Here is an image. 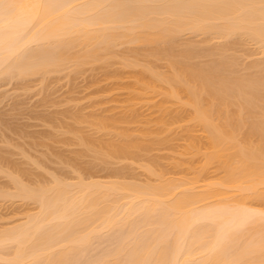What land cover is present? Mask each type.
Segmentation results:
<instances>
[{
    "label": "bare ground",
    "instance_id": "obj_1",
    "mask_svg": "<svg viewBox=\"0 0 264 264\" xmlns=\"http://www.w3.org/2000/svg\"><path fill=\"white\" fill-rule=\"evenodd\" d=\"M43 2L45 0H7L10 7L0 11V41H2L0 57L7 58L21 49H29L33 53L38 51L40 43L53 28L57 27L75 26L97 37L107 35L108 40L102 44L97 41L89 43L82 40L54 51L53 55H58L62 62L53 64L46 76L49 78L51 75L48 76V74L57 71L58 74L63 72L67 74L66 70L70 73L72 70L74 74L84 69L82 65L95 64L96 61L99 63L101 60V62L104 61L103 63L106 62L101 66L106 65L107 73V69H110L106 67H111L113 63L117 64L119 59L118 65H115L120 64L122 68H130L126 69L130 72L114 67L117 70L111 68V72L104 74L105 79L113 78L112 80L116 83L118 81L114 79V76L123 80L130 79L124 83L122 79L119 80L118 85L115 83L111 86L112 90L109 89L110 87L106 88L108 90L104 88L102 90L109 91L110 93H107L109 95L115 89L125 88L123 92L127 96L124 97L125 99L122 97V102L119 100L121 97L116 93L114 94L119 97L117 99L113 97L114 95L108 96L107 99L122 104L119 106L117 103L115 107L113 103L111 104L113 106H109V103L103 104L108 106H105L107 107L105 111L104 108L100 111L108 113L106 115H100V112L92 113V115L90 113L87 115V112L86 114L81 112L82 115L75 112L81 118H71L75 121L74 126L72 120L71 123L67 121L66 124L67 126L71 124V128L62 126L65 123L60 122V128L65 127L61 135L66 136L65 131L68 137L69 132L74 133L70 135V138H62V141L73 142L79 146L82 144L81 147H85V149L82 148L85 153L86 149L91 151L94 149L93 153L90 152L92 156H89L95 159H89L90 162L85 161L83 159L85 155L81 156L84 152L80 150L81 148L73 151L76 157H71L73 155L65 157L69 161L62 164L65 167H58V169L66 183L57 190L55 199L51 202L52 207L45 208L40 201L21 195L19 189L33 181L39 182L48 173H56L58 170L54 171L55 168L50 170L47 164V167L42 166L45 164L40 159L38 162L29 156L31 161L36 162L35 164L30 161L32 165L49 169L47 173L45 169L43 170V174L46 175L43 176L42 169L36 173L35 170L38 168L32 171L34 166L29 168L31 165L28 163L29 166L27 164L22 166V162H18L17 159L14 161L5 155V152H0L2 153L0 174L2 172V175L8 178L0 182V203L9 200L29 204L26 209L22 205L24 212L19 218L12 216L13 219L10 220L11 216L5 215L9 218L4 216V219L2 215L4 213L1 212L0 217H3V220L0 219L2 220L0 229H24L27 232L24 238L27 255L33 252L50 251L58 246H65L68 251H71L73 243L84 233L89 234L90 238L86 246L91 253H102L118 238L121 241L136 244L146 239L149 242L148 247L154 248L163 236L171 233L173 244L168 249L166 258L172 264H203V261L207 259L225 264L226 261L234 258H247L245 253L248 250L255 252L253 258L259 261L260 238L264 235V163L258 154L261 126L258 115L255 122H249V106L246 101L229 105L220 98L230 90L232 85L243 83L250 74H253V70H255L256 78L259 77L261 51L258 44L249 46V32L245 31V29L254 31L259 29V13L251 10L241 11L237 7L217 10L210 12L209 23L201 26L193 22H182L179 19L173 21L163 13H159L149 21L144 18L148 13L144 12H104L89 9L77 15L71 10L45 12L31 7ZM69 2L77 3L79 0H69ZM86 11L90 12V15L85 16ZM124 45L139 46L141 56L136 51H133L135 53L130 56H120L121 53L132 54L131 50H135L132 46L124 47L130 52L118 51L120 53L117 54V49ZM239 53L247 58L252 54L259 55H256L258 58L251 62H247V58H244L245 63ZM114 58L117 60H113ZM111 59L113 61H110ZM159 60L164 61V64H158ZM112 69H114L113 72ZM105 75L114 76L107 78ZM33 76L25 78H35ZM46 76L41 77L42 82L39 79L40 83H43V78ZM72 76L70 75V78ZM3 80L5 78L0 76V81ZM30 80L29 82H33ZM155 97H158V100L156 99L158 102L154 101ZM145 98L157 103L144 107L146 106L143 101L146 100ZM107 99L106 102H108ZM139 99V106L144 102V105L140 107L148 109L151 106L152 109L149 111L152 113L146 112L144 116V110L142 116L138 118L141 115V111H138L141 108L136 103ZM125 101L126 104L123 105ZM153 101L151 102L154 103ZM259 104L260 97L257 90L255 101L257 113ZM135 105L138 107L136 108ZM110 109H117L118 112L112 110L113 113L109 114ZM73 114L71 117L76 116ZM136 122L137 125H134V128L128 125ZM81 123L88 125H84V129L90 130L88 127H92V132L102 130V134L108 133L106 135L110 138L108 136V139H102L99 135L101 138L98 139L99 136L84 130ZM176 123L182 126L178 129L187 133H183L184 139L180 137L182 134L177 136L174 134L175 138L180 137V140H186L183 144L179 142L182 144L179 145L181 149L177 146L180 150L175 148L178 144L176 142H173L176 143L172 145L173 147L171 146L169 141L172 142V136H170L171 140L167 141L166 137L170 139L169 134L163 135L173 129L172 126ZM174 129L172 132L169 131L170 135L175 131ZM89 132L95 136L96 140L92 139L91 134H87ZM159 132L161 136L163 135V139L159 138L160 135L157 137ZM72 136H75L78 143L75 139L71 140ZM151 136L160 139L159 144L166 140L168 142H166V148H172V152L177 149V156L169 149L172 157L170 154H165L164 157L162 155L163 158L158 155H149L150 159L147 156V160L141 159L140 157H143L146 149H149L151 145L157 149L156 145L161 148V145L165 143L152 144L158 140L154 139L155 137L154 140L151 139ZM254 147L257 149L256 155L252 153ZM150 149L149 151L152 150ZM140 150H144L143 155L142 153L140 155V152H143ZM77 151L82 161H85L81 162L82 166L78 162L81 159L79 160L78 153H75ZM24 156L28 157V155ZM137 156L139 160L136 159ZM166 156L167 158L170 156L171 161L170 157L166 160ZM97 157L101 163L104 160L105 162L112 160L113 157L116 160L118 157L135 158L136 160H129H132V163L134 160L137 161L138 166L144 169L142 171L145 175L144 180H138L139 176L137 177L135 171L132 173L131 168L132 174L128 170L125 172V168L122 167L123 169L120 170L115 168L116 166L112 171H107V179L106 175L102 179L103 176H99L100 179L94 178L93 171L98 165H96ZM156 157L160 158L159 161H164V164L159 163ZM72 158L76 160L73 161ZM115 158H113L114 161ZM42 160L45 163V157ZM91 160L95 161L90 164L91 166L95 163V166H91L93 169L88 166ZM3 161H7L5 164L7 166L1 164ZM168 161L170 163L165 164ZM109 162H107L108 166L112 164ZM74 163L75 165L80 163L82 168L78 165V168L74 169ZM85 163L88 165L85 166ZM26 165L27 168L24 167ZM67 165H71L72 168L71 166L70 168L74 169L72 172L74 176L71 175L69 171L71 169L68 170ZM5 172L8 175L3 174ZM74 172L79 173L80 179L76 178ZM53 209H57L61 214L56 215ZM41 225L49 226L41 229ZM221 233L226 234V239L220 245L213 247L216 236ZM49 234H54L51 239L46 238ZM138 236L139 240L136 239ZM182 240H186L187 243H180ZM193 240L196 241L195 245ZM201 241L204 242L203 247L200 246ZM140 250L147 251L144 248ZM63 254L65 253H60V255ZM154 254L157 257L160 256L158 251ZM15 256V248L11 253L0 251V259L8 260Z\"/></svg>",
    "mask_w": 264,
    "mask_h": 264
},
{
    "label": "snow or ice",
    "instance_id": "obj_2",
    "mask_svg": "<svg viewBox=\"0 0 264 264\" xmlns=\"http://www.w3.org/2000/svg\"><path fill=\"white\" fill-rule=\"evenodd\" d=\"M10 7L7 0H0V11ZM31 7L48 12L57 10H71L73 14L79 15L81 11H119V12H144L148 13L144 18L153 20L159 13L169 16L173 21L179 19L182 22H193L201 26L209 23L208 14L217 10L226 8H240L241 11L251 10L258 12L260 21L259 29H245L249 32V46H256L261 51L259 60V77L256 78L254 71L243 83L232 85L230 90L220 98L229 105L247 102L248 120L250 123L255 122L257 115L261 126V140L258 146L259 157L264 163V0H79L77 3L69 0H45L43 3L31 5ZM90 15L86 11L85 16ZM239 15V13H238ZM231 19V18H229ZM104 43L108 36L97 37L75 26H62L53 28L40 43L39 50L32 52L29 49L17 50L14 55L7 58L0 57V76L7 79H23L27 76L35 75L37 79L44 77L51 70L53 64L62 62L58 55H53L57 49L79 41ZM0 51H2V41H0ZM8 89L0 91V96H4ZM257 90L259 92L260 104L259 112L255 109ZM74 118L80 119L77 114ZM253 155H256L257 149H252ZM8 175L7 172L4 173ZM77 179H80L79 173H75ZM64 176L59 173H48L46 177L39 182L33 181L30 184L23 185L19 192L41 202L45 208L52 207V201L55 199L56 192L65 184ZM56 215L61 213L57 209ZM49 225H41V229H46ZM27 232L24 229L4 228L0 229V251L9 253L15 248L16 256L8 260L0 259V264H172L166 256L168 249L172 246V234L168 233L163 236L154 248L148 247V241L145 239L140 244L131 243L130 241H121L119 238L112 242L105 251L91 253L87 249L89 234L84 233L79 236L72 245V250L68 251L65 246H58L50 251L33 252L27 255L24 245V238ZM49 234L46 238L51 239ZM137 240L140 239L138 236ZM226 239V234H218L215 238L213 247L220 245ZM186 244V240L180 241ZM193 244L196 241L193 240ZM19 246V247H17ZM200 246H204L201 241ZM147 249L142 252L140 249ZM158 251L160 256L157 257L154 252ZM60 253H65L60 255ZM247 258H234L226 261L225 264H264V235L260 238L259 261L253 257L255 252L248 250L245 253ZM203 264H220L219 261L207 259Z\"/></svg>",
    "mask_w": 264,
    "mask_h": 264
},
{
    "label": "rangeland",
    "instance_id": "obj_3",
    "mask_svg": "<svg viewBox=\"0 0 264 264\" xmlns=\"http://www.w3.org/2000/svg\"><path fill=\"white\" fill-rule=\"evenodd\" d=\"M202 45H203V43H202ZM131 46H132V49H134L135 48V50H131V53L132 54H125V53H121V54H119L118 53V51H122V52H124V51H126L127 49H125L124 47H129V48H131ZM117 47H119V46H117ZM117 47H115L116 49H117ZM121 48H118L117 49V54H119L120 56H123V55H126V56H130V55H133L134 53H133V51H136V52H138L139 53V55L141 56V51L139 50V46H134V45H124V46H120ZM143 47V46H142ZM144 48V47H143ZM142 48V49H143ZM116 49H115V51H116ZM120 49V50H119ZM125 49V50H124ZM128 52H130V50H127ZM143 52V51H142ZM141 53V54H140ZM119 55H117V57L119 56ZM138 55V57H140ZM239 55H241L240 53H239ZM256 55H259V54H255L254 56H253V54H252V56L250 57H243L242 55L240 56V58L241 57H243V58H241L243 61H244V58H247L246 60H247V62L248 61H250L251 62V60H253V59H255V58H258V57H256ZM119 56V57H120ZM260 57V56H259ZM116 58H114L113 60H115ZM112 59L110 60V61H113ZM117 60V59H116ZM246 60L244 61L245 63H246ZM102 61V60H101ZM94 62L95 64H93V63H88V64H84L85 66H88V67H85L84 65H82L83 67H84V69L82 68L81 70H80V72L79 71H74L73 70V72H75L74 74H77V75H74L73 73H72V70H71V73H70V71H67L66 70V72H67V74L66 73H60V74H58L59 72L57 71L56 73H50V74H48V76H50L49 78H47V76H46V78H43V83H40V80L39 79H41V78H39V79H37L36 78V76H33V77H35V78H30V77H28V78H23V79H15V80H8L7 79V82H5V80H3L2 82L0 81V91H3V90H5V89H8L9 88V86L10 85H15L14 87H11V89H10V91H8V92H6L5 93V95L4 96H0V149L2 150H0V152H5L4 154L5 155H8V157H10V159L12 158L14 161L17 159V161L19 162H22L21 163V165L23 164V165H25V164H29V165H31V166H29L28 164V166H29V168L31 167L32 168V166H34V168L32 169V171L35 169V168H38L37 170H35L36 171V173H38L39 171H41V169H42V167L40 168V166L38 167V165H35L36 164V162H33V161H31L30 160V158H29V156L30 157H32V159L34 158V159H36V161L38 160V162H40L39 161V159L42 161V163L43 164H45V165H42V166H46V164H47V166H48V168H50V170H53V169H51V168H55L54 169V171L55 170H60V169H58V167L60 168V167H63L62 166V164H64V163H66V161L68 160L69 161V159H66V158H68V156H71V155H73V156H71V157H73L74 158V152L73 151H75V149H80V150H82V148H84L85 149V147H81V145L79 146V144H73V142H71V143H66L65 141H62L63 139L62 138H67L68 136H67V131H65V133H66V136H64V135H61L62 134V132H64L63 131V129L66 127H68V126H70V128H71V124L70 125H66L68 122L67 121H70V123H71V118H74V117H71V115L74 113L75 114V112H78V114L79 113H81V112H83V113H85L86 114V112H87V115H88V113H90V115H92V113H95V114H98L99 112V114L100 115H106V114H108V113H104V111H105V109L107 108V107H105V106H110L112 103L114 104V107H115V105H117V103H118V105L119 106H121V104L119 103V102H116L115 101V99H114V101L115 102H113L111 99V101L112 102H110V100L109 99H107V98H109L110 97V95H111V97L113 96V97H115L116 99L117 98H119V97H121V99L119 98V100L122 102V97L124 98H126V96L127 95H125L126 93L125 92H123V91H125L123 88L121 89H115L114 87H113V89H115V90H113V92L111 93V94H107V93H110L109 91H104L103 92V90L105 89V90H108V89H106V88H109V89H111L112 87L111 86H114L115 85V83H116V81L115 80H112L113 78H111V79H105V77H104V74L106 73V70H105V66H101V65H103V64H105V63H103V62ZM243 61H241V62H243ZM116 62V61H115ZM118 62H119V59L117 60V64L116 65H118ZM160 62V63H159ZM159 62H157L158 64H160L161 65V63L162 64H164L163 62L164 61H160L159 60ZM102 63V64H101ZM109 63H111L112 64V62H109ZM244 63V64H245ZM97 64V65H96ZM114 63L111 65V67H106V68H109L110 70H111V68H116V67H120V64H119V66H116ZM93 65V66H92ZM100 65V66H99ZM114 65V66H113ZM81 66V67H82ZM108 66V65H107ZM113 66V67H112ZM91 67H93V68H91ZM103 67V68H102ZM114 68V69H115ZM120 68H122V66L120 67ZM119 68V69H120ZM114 69H112V72H113V70ZM118 69V70H119ZM123 69V71H124V69L125 68H122ZM122 69H120V70H122ZM126 69H130V68H126ZM125 69V70H126ZM83 70V71H82ZM105 72H104V71ZM110 70H108L107 69V73H109V72H111ZM115 70H117V69H115ZM64 71V70H63ZM126 71H128V70H126ZM69 72V73H68ZM128 72H130V71H128ZM106 73V74H107ZM54 74V75H53ZM62 74V75H61ZM67 75V78H65L66 77V75ZM68 74H70L71 76H72V74H73V76H72V78H70V75L68 76ZM110 74H112V73H110ZM107 78L108 77H110V76H112V75H105ZM114 76V75H113ZM112 76V77H113ZM69 78V79H68ZM125 78V77H124ZM29 79H31L30 81H33V82H29ZM46 79V80H45ZM114 79H116L118 82H119V80H123V78H121V79H118V77H115L114 76ZM126 79H130V78H126ZM21 80V81H20ZM25 80V81H24ZM28 80V81H27ZM34 80H36V81H34ZM128 80H123V83L125 82V81H128ZM9 81V82H8ZM15 81V82H14ZM29 82V83H28ZM41 82H42V79H41ZM117 82V83H118ZM23 85H22V84ZM27 83V84H26ZM116 83V84H117ZM120 83H122V81H120ZM118 85V84H117ZM120 85V84H119ZM25 86V87H24ZM28 86V87H27ZM117 87H119V86H117ZM104 88V89H103ZM103 89V90H102ZM112 90V89H111ZM114 93H116L117 95H119V97H117V95L116 94H114ZM122 94V96L120 95V94ZM107 94V95H106ZM123 94H124V96H123ZM154 95V94H153ZM157 94H155V96H156ZM109 96V97H108ZM160 96V95H159ZM158 96V97H159ZM158 97H155L154 98V101L157 99L158 100ZM124 98V99H125ZM150 98V97H149ZM149 98H145L146 100H143L144 102H145V104H146V106L144 105V102L141 100V104H142V102H143V105H144V107H147V105H151V104H154L155 105V103H157V102H154L153 100H151L150 99V101H148L149 100ZM103 99H105V101H103ZM106 99L108 100V102H106ZM113 99V98H112ZM124 99H123V101H124ZM144 99V98H143ZM118 100V101H119ZM139 101H140V99L138 100V102H136V103H138L137 105L139 106ZM151 101H153L154 103H152ZM100 102H104V103H100ZM148 102V103H147ZM109 103V104H108ZM150 103V104H149ZM103 104H108V105H103ZM124 104H126V101L125 102H123V105ZM137 105H135V107L137 106ZM143 105H140V106H143ZM111 106H113V105H111ZM137 106V107H138ZM139 106V108H141ZM153 106V105H152ZM114 107H112V108H114ZM136 107V108H137ZM144 107H143V109L141 108V110H138V109H136V110H138L140 113H141V115H139V117L138 118H140V116H142V112L145 110V112H144V116H145V113L146 112H148V113H150L151 111H149L150 109H152V107L150 106V108H148V109H144ZM97 108H99L98 110H97ZM101 108V109H100ZM104 108V109H103ZM117 108V107H116ZM95 109V110H94ZM104 110L103 111V113H101V111L100 110ZM118 110H120L119 108H117ZM117 109H114L115 111L117 110ZM121 109H123V107H121ZM155 109V108H154ZM153 109V110H154ZM93 110V111H92ZM113 110V109H112ZM112 110L110 109V111L109 110H107V111H109V114L110 113H113L114 112V110H113V112H112ZM137 111V112H138ZM96 112H98V113H96ZM116 112H118V111H116ZM70 114V115H68V114ZM152 113V112H151ZM67 114V116H65ZM73 114V115H74ZM84 114V115H85ZM147 114V113H146ZM155 114V113H154ZM153 114V115H154ZM76 115V114H75ZM74 115V116H75ZM81 115H82V113H81ZM86 115V116H87ZM89 115V116H90ZM153 115H151V116H153ZM46 117V118H45ZM52 117V118H51ZM68 117H70V118H68ZM45 118V119H44ZM54 118V119H53ZM50 119H51V121H50ZM69 119V120H68ZM53 120V121H52ZM66 121V122H65ZM73 121V120H72ZM60 122H62V123H65V124H62V126H64L65 125V127L62 129V127L60 128V126L59 125H61V123ZM74 123H73V126L75 125V121H73ZM76 123H78V122H76ZM82 124V128L84 129V127L85 126H88V125H86V124H83V123H81ZM179 124H181V123H179ZM77 125V124H76ZM80 125V124H79ZM85 125V126H84ZM130 127L132 126L133 128H134V125L136 126L137 125V122L136 123H132V125H130V124H128ZM174 125V124H173ZM72 126V127H73ZM128 126V127H129ZM177 128H176V127ZM175 126H172V128L174 129V128H176V129H174L175 131L173 132V133H171V135H170V132H172L173 131V129H170V130H168V132H166V133H164L163 135L164 136H166L167 134H169V138L170 139H168V137H166L167 139V141H169V140H171V137L170 136H172L173 138H175V135L177 136V135H181L180 137L182 138V139H184L185 137H183L184 136V134H187V133H185V132H183V131H181L180 129H181V127L176 123L175 124ZM77 127H78V125H77ZM80 128H81V126H79ZM131 127V128H132ZM178 127L180 128V129H178ZM88 128H90V130L89 129H84V130H88V131H91V128L92 127H88ZM93 129V128H92ZM184 129V128H183ZM167 130V129H166ZM96 132H97V130H95ZM98 131H100V130H98ZM170 131V132H169ZM184 131H186L185 129H184ZM87 132V131H86ZM92 132V131H91ZM91 132H89V133H87V134H91L90 136L92 137V139H94L95 138V136L97 135V136H99V135H101L102 136V139L103 138H106V139H108V136L106 135V134H108V133H105L104 135L102 134V130H101V132H92V133H94V135L91 133ZM104 132V131H103ZM106 132V131H105ZM176 132V133H175ZM61 133V134H60ZM184 133V134H183ZM193 133V132H192ZM74 133H72V134H70V132H69V137L68 138H70V135H73ZM86 134V133H85ZM86 134V135H87ZM162 134V133H161ZM175 134V135H174ZM197 134V133H196ZM198 134H199V132H198ZM111 135V134H110ZM157 134H155V136H156ZM159 135H160V132L158 133V135H157V137H159ZM162 135V136H163ZM174 135V136H173ZM194 135V134H193ZM55 136V137H54ZM56 136H58V138L56 137ZM60 136V137H59ZM88 136V135H87ZM101 136H99L98 137V139L99 138H101ZM107 136V137H106ZM155 136H151L150 138L151 139H153ZM161 136V135H160ZM162 136L161 137H159V138H162ZM187 136V135H186ZM74 137V138H73ZM89 137V136H88ZM157 137H155L154 139H156V140H158L157 142L155 141V142H152V144H159L160 143V139H157ZM180 137H176L175 139H173L172 138V142L171 141H169L170 142V144H171V146L173 145H175L176 143H178V144H176V146H175V148H177V149H179L180 147H179V145H182L185 141L184 140H180L179 138ZM90 138V137H89ZM109 138H110V136H109ZM60 139V140H59ZM73 139H75L76 140V142L78 143V141H77V139L75 138V136H72V138H71V140L73 141ZM153 139V140H154ZM163 139V138H162ZM188 139V138H187ZM65 140H67V139H65ZM70 140V139H69ZM68 140V141H69ZM74 140V141H75ZM94 140H96V138L94 139ZM101 140V139H100ZM105 140V139H104ZM166 140H164V142H161V144L162 143H164V145H161V144H159V145H161V148H158V147H160V146H158V145H156L157 147V149H154V147H153V145H151V147H149V149L151 150V151H149V149L147 148L146 150L147 151H145L146 153V155L144 154V150H140V151H143V152H140V155H141V153H142V155H143V157L141 156L140 158L142 159V158H146V160L148 159L147 157H149V155H154V156H161V158H163L164 157V155L165 154H170L169 153V149L170 148H166L167 147V141ZM180 140V141H179ZM167 142V143H166ZM173 142H176V143H173ZM179 142H181L180 144H179ZM173 143V144H172ZM166 145V146H165ZM169 145V144H168ZM18 146V147H17ZM84 146V145H83ZM155 146V145H154ZM163 146H164V148H163ZM172 146V147H173ZM179 148H178V147ZM170 147V146H169ZM20 150H19V149ZM23 149H24V151L26 152H24L23 151ZM154 149V150H153ZM167 149V150H166ZM172 149V148H171ZM170 149V151H171V153L173 154V153H176V154H174V155H176L177 156V152L178 151H176L177 149H174V152H172L173 150H171ZM181 149V148H180ZM179 149V150H180ZM79 150V152H80V154L82 153L81 151ZM87 151L88 150H90L89 152H87L86 151V153L88 154V155H86V153H85V151L84 150H82V151H84L83 153H82V157H83V155H85L84 157H83V159L85 160V161H88L89 159H91L92 157H90V156H92V155H90V152H94L95 150L94 149H92V151H91V149H86ZM22 151V152H21ZM149 151V152H148ZM7 152V153H6ZM21 152V153H20ZM72 152H73V154H72ZM79 152L77 151V152H75V153H78L77 154V156H79V160L81 159L80 158V154H79ZM3 154V156H5ZM60 154V155H59ZM139 154V153H138ZM137 154V155H138ZM0 155H2V153L0 154ZM24 155H28V157H26V156H24ZM90 155V156H89ZM162 155H163V157H162ZM2 156V157H3ZM147 156V157H146ZM170 156L172 157V155L170 154ZM169 156V157H170ZM5 157H7V156H5ZM8 157H7V159H8ZM44 157H45V163H44V161L42 160V159H44ZM66 157V158H65ZM70 157V158H71ZM76 157V156H75ZM94 157H96V156H94ZM157 158L156 157V159L158 160V162L159 163H161L162 164V162H163V164H164V161H159L160 160V158ZM168 157V158H169ZM171 157H170V161H171ZM29 158V159H28ZM60 158H62V159H64V161L62 162L61 161V159ZM72 158V159H73ZM107 158H110L111 159V157H107ZM113 158H115V157H113ZM113 158H112V160H109L110 162H112V164L110 165L109 164V166H108V164H107V162H109V161H107V162H105V160L104 159H106V158H104L103 160H104V164L107 166H105L103 163H101V161H98V157H97V161H96V167L97 168H95L94 169V178H96V177H98L99 178V176L101 177V176H103V177H101V179L102 178H104L105 177V175H106V179H107V175H108V172H110V171H112V169H114V167L115 168H120V170L121 169H123V168H125V172L128 170V171H130L131 169H132V173H133V171H135L134 173L137 175V177H138V180L139 179H143L144 180V177H145V175H144V172H142L144 169H141L142 167H140V166H138V164L136 163L137 161H135L136 159H138V156H137V158L135 159V158H126V159H121L120 157H118L117 158V160H116V158H115V161L113 160ZM120 158V159H119ZM123 158V157H122ZM125 158V157H124ZM139 158V159H140ZM151 158V156L149 157V159ZM155 158V157H154ZM167 158V156H166V160L168 159ZM26 159H27V161H26ZM66 159V160H65ZM92 159H95V158H92ZM101 159V158H100ZM99 159V160H100ZM119 159V160H118ZM129 159H135L134 160V163H132V160H129ZM138 159V160H139ZM153 159V158H152ZM155 159V160H156ZM164 159V160H165ZM6 160V159H5ZM74 160H76V158L75 159H73V161ZM78 160V159H77ZM145 160V159H144ZM146 160H145V162H146ZM161 160H163V159H161ZM169 160V159H168ZM7 161H9V160H7ZM7 161H3V162H1V164L3 163L4 164V166H7V165H5L6 163H7ZM26 161V162H25ZM33 162V163H35L34 165H32L33 163H31V162ZM72 161V162H73ZM85 161H82V159H81V161H78V162H85ZM114 161V162H113ZM140 161H143V160H140ZM10 163H13V161L11 162V161H9ZM17 162V163H18ZM37 162V163H38ZM89 162H90V160H89ZM92 162H95V161H93V160H91V163H89V165L87 164V163H85V166L86 165H88V166H90V164H92ZM100 162V163H99ZM109 162V163H110ZM139 162V161H138ZM144 162V161H143ZM9 163V164H10ZM16 163V162H15ZM31 163V164H30ZM69 163V162H68ZM80 163H78V165L80 166ZM140 163V162H139ZM142 163V162H141ZM168 164V163H170L169 161L168 162H165V164ZM19 164V163H18ZM70 164V163H69ZM22 165V166H23ZM24 166V167H28V166ZM39 165H41L40 163H39ZM71 165H73L72 163H71ZM71 165H67L69 168H68V170L69 169H71L72 168V166ZM74 165H75V163H74ZM77 165V164H76ZM75 165V167H74V169L77 167L78 168V165L76 166ZM83 165H84V163H83ZM94 166H95V163L93 164ZM93 165H91V166H93ZM102 165H104V166H101ZM113 165V166H112ZM141 165V164H140ZM1 166V165H0ZM37 166V167H36ZM46 166V167H47ZM70 166H71V168H70ZM81 166H82V163H81ZM80 166V168H82ZM90 166V167H91ZM120 166V167H119ZM142 166V165H141ZM3 167V166H2ZM65 167V166H64ZM84 167V166H83ZM109 167V168H108ZM123 167V168H122ZM127 167H129V169H126ZM133 167V168H132ZM47 168V169H48ZM85 168V167H84ZM92 169H93V167H91ZM131 168V169H130ZM45 169V167H43V169H42V174H43V170ZM61 169H63V168H61ZM65 169V168H64ZM63 169V170H64ZM74 169L72 170H69V171H71V175H72V172L74 171ZM111 169V170H110ZM39 170V171H38ZM46 170V169H45ZM34 171V172H35ZM47 171H49V169L48 170H46V173H47ZM66 171V170H65ZM68 171V172H69ZM108 171V172H107ZM91 172V171H90ZM107 172V173H106ZM45 173V172H44ZM70 173V172H69ZM74 173H76V172H74ZM73 173V174H74ZM129 173V172H128ZM130 173H131V171H130ZM131 173V174H132ZM4 174V173H3ZM41 174V173H40ZM134 174V175H135ZM70 175V174H69ZM69 175H68V177H69ZM97 175V176H96ZM147 175V174H146ZM43 176H46V175H44L43 174ZM72 176H74V175H72ZM71 176V177H72ZM6 176H3L2 175V172H1V174H0V182H4V180L6 179H8L7 177L5 178ZM136 177V176H135ZM137 177H136V179H137ZM146 177H148V175L146 176ZM70 178V177H69ZM74 178V177H73ZM72 178V179H73ZM97 178V179H98ZM100 179V178H99ZM5 180V181H6ZM7 200H5V202L4 201H2L1 203H0V213L2 212V213H4V214H2L3 215V217L5 216V215H7V216H11V218H9V217H7V216H5L7 219L9 218L10 220L11 219H13L14 217H16V218H19V216H21L23 213L22 212H24L23 210H24V208L26 209V206L27 205H29V204H21L20 202L19 203H16V202H11V201H7ZM4 203V204H3ZM12 203V204H11ZM17 204V205H16ZM18 204H20V205H18ZM25 206L24 208H23V206ZM22 206V207H21ZM29 207V206H28ZM27 207V208H28ZM22 209V210H21ZM21 210V211H20ZM15 212V214L13 213V212ZM7 212V213H6ZM21 212V213H20ZM20 213V214H19ZM17 214V215H16ZM1 214H0V216H2ZM15 215V216H14ZM12 216H13V218H12ZM2 217V218H3ZM5 217H4V219H5ZM1 217H0V219H2ZM3 220V219H2ZM2 220L0 221V222H2Z\"/></svg>",
    "mask_w": 264,
    "mask_h": 264
}]
</instances>
